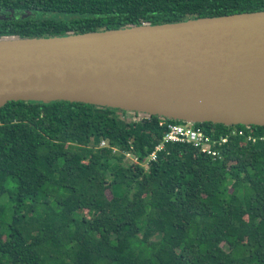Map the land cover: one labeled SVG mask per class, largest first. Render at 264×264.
Here are the masks:
<instances>
[{
	"label": "trees",
	"instance_id": "16d2710c",
	"mask_svg": "<svg viewBox=\"0 0 264 264\" xmlns=\"http://www.w3.org/2000/svg\"><path fill=\"white\" fill-rule=\"evenodd\" d=\"M254 11L264 0H0V37ZM161 119L184 122L66 100L0 106V264H264V126L234 125L255 139L230 136L221 159L166 142L146 170L98 147L142 158Z\"/></svg>",
	"mask_w": 264,
	"mask_h": 264
},
{
	"label": "water",
	"instance_id": "95a60500",
	"mask_svg": "<svg viewBox=\"0 0 264 264\" xmlns=\"http://www.w3.org/2000/svg\"><path fill=\"white\" fill-rule=\"evenodd\" d=\"M11 100L264 126V11L0 37V106Z\"/></svg>",
	"mask_w": 264,
	"mask_h": 264
},
{
	"label": "built area",
	"instance_id": "2783aa9c",
	"mask_svg": "<svg viewBox=\"0 0 264 264\" xmlns=\"http://www.w3.org/2000/svg\"><path fill=\"white\" fill-rule=\"evenodd\" d=\"M159 124L164 126L165 132L159 142L154 146V149L142 158H140L132 145L127 150L122 151L102 139L99 141L98 147H109L113 153L122 152L125 163L138 164L146 170L150 161L156 159L157 152L163 149L166 142L188 144L200 153L206 154L213 159H221L223 157V145L228 141L230 136L242 135L246 140L255 139L244 128L234 125H231L232 127L229 126L230 128L224 132H217L215 128L207 129L194 122L178 123L162 119ZM261 139H264V137H261Z\"/></svg>",
	"mask_w": 264,
	"mask_h": 264
},
{
	"label": "rangeland",
	"instance_id": "374dc122",
	"mask_svg": "<svg viewBox=\"0 0 264 264\" xmlns=\"http://www.w3.org/2000/svg\"><path fill=\"white\" fill-rule=\"evenodd\" d=\"M136 113V112H135ZM139 112H137L136 114H134L132 111H126V115L128 117H133V118H136L139 116ZM107 195L109 196V193L107 192ZM241 239L244 240L245 239V232H242L241 234Z\"/></svg>",
	"mask_w": 264,
	"mask_h": 264
},
{
	"label": "bare ground",
	"instance_id": "6f19581e",
	"mask_svg": "<svg viewBox=\"0 0 264 264\" xmlns=\"http://www.w3.org/2000/svg\"><path fill=\"white\" fill-rule=\"evenodd\" d=\"M162 120V119H161ZM166 120V119H165ZM92 144V143H91ZM96 145V144H95ZM91 146V145H90Z\"/></svg>",
	"mask_w": 264,
	"mask_h": 264
},
{
	"label": "flooded vegetation",
	"instance_id": "af4514ba",
	"mask_svg": "<svg viewBox=\"0 0 264 264\" xmlns=\"http://www.w3.org/2000/svg\"><path fill=\"white\" fill-rule=\"evenodd\" d=\"M134 114H136V113H134Z\"/></svg>",
	"mask_w": 264,
	"mask_h": 264
}]
</instances>
